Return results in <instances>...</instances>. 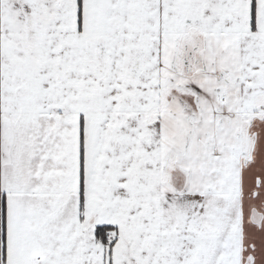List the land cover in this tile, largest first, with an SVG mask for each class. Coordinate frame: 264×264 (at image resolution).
<instances>
[{"label":"snow or ice","instance_id":"6c2138e0","mask_svg":"<svg viewBox=\"0 0 264 264\" xmlns=\"http://www.w3.org/2000/svg\"><path fill=\"white\" fill-rule=\"evenodd\" d=\"M0 264H264V0H0Z\"/></svg>","mask_w":264,"mask_h":264}]
</instances>
